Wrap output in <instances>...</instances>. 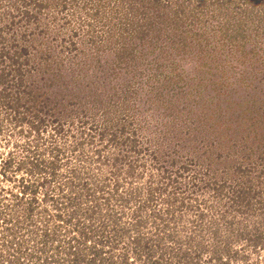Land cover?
I'll list each match as a JSON object with an SVG mask.
<instances>
[{
	"label": "rangeland",
	"instance_id": "1",
	"mask_svg": "<svg viewBox=\"0 0 264 264\" xmlns=\"http://www.w3.org/2000/svg\"><path fill=\"white\" fill-rule=\"evenodd\" d=\"M2 53L0 264H264V0H0Z\"/></svg>",
	"mask_w": 264,
	"mask_h": 264
},
{
	"label": "trees",
	"instance_id": "2",
	"mask_svg": "<svg viewBox=\"0 0 264 264\" xmlns=\"http://www.w3.org/2000/svg\"><path fill=\"white\" fill-rule=\"evenodd\" d=\"M105 1H110V0H105ZM122 1H130V2H135V1H137V0H120V2H122ZM139 1H141V0H139ZM145 1H147V0H145ZM154 1H156L157 3L159 2L160 3V1L161 0H154ZM246 1V0H245ZM248 1V0H247ZM249 1H252V0H249ZM40 5H42V3H40ZM3 57H5V55L2 53V54H0V58L2 59V61L4 62L5 61V59L3 60ZM15 62V61H14ZM6 82V76H5V73H1L0 74V86L1 85H3L4 83ZM7 90H8V88H1V91H0V95L3 97V96H5L4 94H6V92H7ZM9 102V105H10V107H14L12 104H10V101H8ZM15 108H17V107H15ZM40 123H42V119H41V117H40V122L38 121V123L34 126V130H36L37 131V133H38V131L40 132ZM7 162L8 161H3V165H5V167H8L7 166ZM43 163H44V160L43 159H41V160H37V162H36V164H35V167L36 168H38V169H40V168H44V167H46L45 165H43ZM40 170H42V169H40ZM30 172H32V170L30 171ZM25 182V181H24ZM28 183V182H27ZM33 187V184H26L25 186H24V191H22L21 193H19V194H16V193H12L11 195H13L14 197H16V198H18L20 195H24V194H26V193H29V194H32V193H36V187L35 188H32ZM45 198L46 199H53L54 200V196H50V195H46L45 196ZM19 199V198H18ZM21 199V198H20ZM33 200L34 199H32V202L30 203V205H31V207L30 208H34L33 207V203L34 202H36V201H34L33 202ZM20 201V200H19ZM59 204V203H58ZM55 207H57L58 208V206L59 205H54ZM30 211H31V209H30ZM29 211V212H30ZM5 229V228H4Z\"/></svg>",
	"mask_w": 264,
	"mask_h": 264
}]
</instances>
